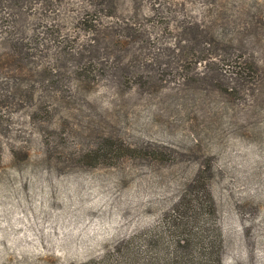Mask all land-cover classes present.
Returning <instances> with one entry per match:
<instances>
[{
  "label": "rangeland",
  "instance_id": "1",
  "mask_svg": "<svg viewBox=\"0 0 264 264\" xmlns=\"http://www.w3.org/2000/svg\"><path fill=\"white\" fill-rule=\"evenodd\" d=\"M199 170L264 264V0H0V264H135Z\"/></svg>",
  "mask_w": 264,
  "mask_h": 264
},
{
  "label": "trees",
  "instance_id": "2",
  "mask_svg": "<svg viewBox=\"0 0 264 264\" xmlns=\"http://www.w3.org/2000/svg\"><path fill=\"white\" fill-rule=\"evenodd\" d=\"M217 224L209 183L204 171L199 170L158 227L148 231L144 243L133 254V261L135 264H222L223 237ZM138 237L134 235V239ZM214 246L217 249L211 251Z\"/></svg>",
  "mask_w": 264,
  "mask_h": 264
}]
</instances>
